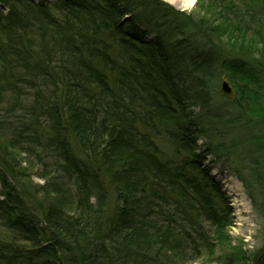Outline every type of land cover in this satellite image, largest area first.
<instances>
[{"label": "trees", "instance_id": "trees-1", "mask_svg": "<svg viewBox=\"0 0 264 264\" xmlns=\"http://www.w3.org/2000/svg\"><path fill=\"white\" fill-rule=\"evenodd\" d=\"M242 1L0 0V264H185L229 226L206 157L264 185V99L218 97L261 71Z\"/></svg>", "mask_w": 264, "mask_h": 264}, {"label": "rangeland", "instance_id": "rangeland-1", "mask_svg": "<svg viewBox=\"0 0 264 264\" xmlns=\"http://www.w3.org/2000/svg\"><path fill=\"white\" fill-rule=\"evenodd\" d=\"M162 1L178 11H184L186 13L192 11L197 12V10L200 11L198 9L199 6L195 7L196 0H193L192 4L186 7L182 5L179 0ZM250 6V0H243L241 3L243 10L248 7L250 8ZM256 19L257 17L245 19L247 24L244 25L248 26L245 33L246 36L248 28L249 34L256 32L257 29L254 23ZM258 23L264 25L263 22ZM260 33L261 32L258 31L255 35H251L249 37L251 39L249 42H251V51L254 52L255 57L259 58V62L262 64L261 71H256L257 73L252 75L251 80L241 77H238V80H232L225 77L232 89L233 99L236 101H239L237 99L238 97L242 100V97L247 94L245 91L243 94L241 92V89L244 88L243 82L248 84L245 87H251L253 91L250 92L251 94L248 93V95L254 94L258 98L264 99V36ZM238 35V33H234L233 40H231V43L234 44V48L241 45V40L238 38ZM248 52L250 53V51ZM220 94L219 92L218 97L225 98ZM262 105L264 106V104ZM241 132L242 134L240 136L246 138L248 135L247 132L244 130H241ZM199 143H202V140H200ZM241 149L242 147L239 148V150ZM251 149L248 150L249 156L255 155ZM204 166L209 169V174L220 184L231 208V217L229 219V226L221 231H216L215 229L214 231L211 226L204 225V232L206 234L205 243L201 246L198 255L191 256L187 259L185 264H251L253 255L262 246L264 217L257 211L256 207L251 204L244 186L233 174L234 172L239 173L246 185L250 188V191L254 194V190L260 191L264 189V185H262L261 188L259 179L256 177V175L260 173L259 171L262 170L258 167L255 168L252 164L248 165L243 162H238L237 160L234 161V163H230L229 166L224 167L213 156L206 157ZM33 181L35 183H41V181L34 176ZM0 237L4 239L10 237V233L1 226ZM203 238H205L204 235Z\"/></svg>", "mask_w": 264, "mask_h": 264}, {"label": "water", "instance_id": "water-1", "mask_svg": "<svg viewBox=\"0 0 264 264\" xmlns=\"http://www.w3.org/2000/svg\"><path fill=\"white\" fill-rule=\"evenodd\" d=\"M219 91L220 93L226 97L227 99H232L233 98V93L232 89L230 88L225 76H221V82L219 85Z\"/></svg>", "mask_w": 264, "mask_h": 264}, {"label": "bare ground", "instance_id": "bare-ground-1", "mask_svg": "<svg viewBox=\"0 0 264 264\" xmlns=\"http://www.w3.org/2000/svg\"><path fill=\"white\" fill-rule=\"evenodd\" d=\"M179 2L186 7L187 5H191L193 0H179Z\"/></svg>", "mask_w": 264, "mask_h": 264}]
</instances>
